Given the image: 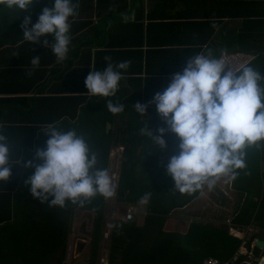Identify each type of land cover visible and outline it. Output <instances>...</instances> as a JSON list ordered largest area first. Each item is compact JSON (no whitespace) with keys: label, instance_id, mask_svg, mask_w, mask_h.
<instances>
[{"label":"trees","instance_id":"1","mask_svg":"<svg viewBox=\"0 0 264 264\" xmlns=\"http://www.w3.org/2000/svg\"><path fill=\"white\" fill-rule=\"evenodd\" d=\"M74 3H77V0H74ZM36 7L37 2L28 12H21L16 17L12 14L11 22H23L19 19L22 13L26 16L30 15L32 22H37ZM4 14L0 12V22H10L5 20ZM13 25L15 27V24ZM261 25L262 23L254 21L242 23L237 38L235 28L228 34L227 30L223 31L225 34L220 37L221 41L217 46L196 43L191 47H184L188 49L182 50L181 53L156 52V56L162 61L173 57H182L183 61L177 66L174 62H166L163 65L159 63L154 65V71L147 70V75L144 77L122 80L117 96L109 98L114 103L120 102L125 105V110L121 114L110 113L104 98H86L78 92L68 97L67 100L73 103V113H78V120L70 123L64 119L61 123L54 125L63 131L75 129L78 134L84 135L91 150L96 153L98 167L101 168L108 169L111 146L120 145L122 155L117 180V200L123 204V208L133 205L138 208L144 207L146 211L140 224L137 222L138 218L133 221H124L121 216L112 222V224L120 225V228L110 229L107 264H203V261L209 257L217 259L220 264L225 262L240 264L246 260V255H242L232 261L233 254L242 242L229 234L228 225H213L212 222L198 218L197 213L188 223V229L184 234L164 229L171 214L184 215L185 213L187 215L185 209L194 204L200 193L187 195L174 191L175 185L171 177L167 175L166 166L170 158L178 154L179 141L174 134L166 133L163 137L167 144L166 150L155 152L156 149L149 138L136 134L144 125L143 118L135 112V104L139 102L148 105L144 123L150 131L158 135V129L166 125L163 124L155 105L150 104V101L156 93L163 92L167 88L175 73L182 72L191 55L201 51L211 50L217 57L221 56L222 52L251 55L254 59L249 65L261 69L264 73V45L259 44V39L263 36ZM149 67L147 66L148 69ZM10 70L14 75L15 69ZM4 78L5 76L0 73V91L1 86L4 90L13 88L10 82L4 83ZM127 85H129L128 90ZM63 98L65 97L59 100ZM22 106L24 101L0 99V131L11 138L13 134L28 132L27 140L31 145L37 134L36 130L26 128L28 127L26 123L31 121L32 114L29 117H20L31 110H24ZM49 109L47 112L50 118L45 117V119L52 123L54 111H57V108ZM71 118L74 119V117ZM114 119L117 120V124ZM18 120L21 123H17ZM106 123H110L112 127L116 126L115 135L112 128L108 132L105 131ZM17 124L24 128H15ZM21 157H23L24 168L21 165L14 166L8 182H0L2 194L0 264H63L68 236L77 210L94 216L92 244L90 243L87 253V264H97L105 199L98 196L90 205L83 208L71 204L65 209L50 207L48 203L42 205L39 200L31 196L30 185L23 184L34 174V168L25 167V164L29 161L33 164L41 162L35 160V156L21 155V150L14 154L15 159L21 160ZM246 165V169L240 171L237 178L233 180V184L238 188L235 190L236 197L240 198L237 204L241 205L237 206V214L229 221L232 228L241 232L247 226L260 227L264 230V148L248 150ZM15 181H21L22 185L14 183ZM146 192L152 193L151 200L147 205H142L139 201ZM12 194L15 196L12 197ZM189 209L192 210V208ZM251 240L246 242V248H249ZM254 249L258 250L257 247Z\"/></svg>","mask_w":264,"mask_h":264},{"label":"clouds","instance_id":"2","mask_svg":"<svg viewBox=\"0 0 264 264\" xmlns=\"http://www.w3.org/2000/svg\"><path fill=\"white\" fill-rule=\"evenodd\" d=\"M51 2L53 6L45 7L35 24L30 15L25 16L21 24L23 36L17 43L37 44L42 37H51V43L44 40V47H50L57 63H62L70 51L78 3ZM35 3L36 0H0V12L16 17ZM18 55L13 53L14 57ZM104 60L107 67L92 70L85 86L88 95L106 99L108 111L118 115L124 112L125 105L109 98L117 96L131 61L114 65L110 57ZM40 63L39 57H32L33 69ZM150 104L155 105L166 127L159 128L158 135L150 131L144 123L148 105L138 102L135 112L143 118L144 126L136 134L149 138L155 152L166 150V133L178 139L179 152L170 158L166 172L174 182V191L180 194L203 195L205 189L210 192L221 181L235 180L246 169L248 150L264 148V73L249 64L233 69L223 55L217 57L211 50L191 55L182 72L175 73L167 88L156 93ZM42 132L49 138L46 148L35 154L34 159L41 163L25 164L34 168V174L25 182L33 198L42 205L65 209L69 204L83 208L98 196L105 200L116 197L113 177L108 169L98 167V157L84 135L55 125H48ZM15 150L0 131V182L7 183L13 167L21 163L14 158ZM151 196V192L144 193L139 203L147 205ZM109 228L119 229L120 225L110 224Z\"/></svg>","mask_w":264,"mask_h":264},{"label":"crops","instance_id":"3","mask_svg":"<svg viewBox=\"0 0 264 264\" xmlns=\"http://www.w3.org/2000/svg\"><path fill=\"white\" fill-rule=\"evenodd\" d=\"M36 2L37 18L45 7L53 6L51 0H36ZM77 3L78 15L72 22L70 51L68 58L62 63H57L50 47L48 49L44 47V40L51 43V37H42L37 44L27 42L18 44L17 42L23 36L21 29L23 22H11V13L4 14L5 20L10 22H0V73L5 76L4 83L10 82L14 88L4 90L1 86L0 99L24 101L23 109L31 110L20 117H29L32 114L31 121L26 123L28 124L26 128L36 130L37 134L31 145L27 140L28 132L13 134L12 138L7 136L10 145L16 149L14 154L21 150V155L35 156L38 149L46 148L48 138L42 131L48 125L61 123L64 119L70 123L78 120V113H73V103L67 99L76 92L86 98L93 97L88 95L85 79L92 70H103L107 67L105 57H110L114 65L121 61H131V66L123 73L122 79L131 80L140 76L144 77L147 75V70L154 71V65L159 63L163 65L166 62H174L177 66L183 61L182 57L162 61L158 59L156 52L181 53L182 50L188 49L184 47H191L196 43L217 46L221 41L220 37L225 34L223 31L227 30L228 34L235 28L236 38L239 37L242 23L253 21L262 23L260 28L264 36V0H77ZM25 16L22 13L19 19L23 21ZM263 36L259 39V44L264 45ZM16 52L19 55L14 57L13 53ZM221 55L226 64L233 69H239L254 59L253 56L244 53L222 52ZM33 56L39 57L41 62L35 69L31 65ZM12 68L16 71L14 75L10 70ZM29 71L32 72L31 75H28ZM128 89L129 85H127ZM61 97L65 98L59 100ZM52 107H56L57 111H54L53 122L49 123L45 117L50 118L47 111ZM114 121L117 124V120L114 119ZM17 123L21 121L18 120ZM14 127L24 128L19 124ZM115 127L110 124L113 135L117 133ZM111 147L112 152L117 148L120 149L121 146L112 145ZM22 158L19 165L24 168ZM220 183H229L232 186L233 180ZM1 196L0 193V199ZM14 196L15 194H12V197ZM200 197L198 196L194 204L185 209L187 215L185 213L184 215L171 214L164 229L181 234L186 233L188 223L195 218L198 201L203 200V197L202 199ZM240 205L237 201L233 203L230 218L237 214V206L240 207ZM130 206L137 211V222L140 224L146 214L145 208ZM189 208L192 210L190 211ZM75 216L76 214L74 218ZM220 221V219L216 220L217 223ZM182 226L185 228L183 229ZM73 227L74 225L71 226L68 236V245ZM230 229H233L231 223H229V234L240 239L242 243L243 241L248 243L246 241L248 239L243 240L239 234H233ZM258 229L260 230L258 235L252 236L251 233L246 236L251 235L252 241L257 239L264 243V232L261 233L264 230L260 227ZM242 243L236 252H243ZM254 248H246V252L254 259L264 258V249L257 247L258 250H255Z\"/></svg>","mask_w":264,"mask_h":264},{"label":"rangeland","instance_id":"4","mask_svg":"<svg viewBox=\"0 0 264 264\" xmlns=\"http://www.w3.org/2000/svg\"><path fill=\"white\" fill-rule=\"evenodd\" d=\"M112 148V147H111ZM118 150V151H117ZM122 148H117L114 151H110L109 158H108V170L112 176V174H115L116 178L113 177V182L116 185L117 190V180L120 173V167H121V155H122ZM235 190H238V188L233 184L232 186L229 185V183L222 184L218 183V185L214 188L212 191H204L203 195H199L203 197V200H199L198 205L196 207V213L198 218L204 219L208 221L209 223H214L213 225L220 226L221 224H225L229 226V219H230V213L233 211V203L235 201L239 202L238 200L240 198L236 197L237 192ZM200 197V198H201ZM202 199V198H201ZM123 204L118 202L117 197H114L109 200H105L104 205V212H103V220L101 225V239L99 244V250H98V263L97 264H107L108 263V251H107V245L109 241L110 236V229L109 225L112 224L114 220H117L121 213V206ZM136 210V209H135ZM136 214L134 215V219L136 220L137 211H134ZM76 216L73 218V233L72 237L70 239V245L72 244L73 238L76 236L79 238L76 240L77 246V259H75V264H87L88 259V250L90 249V243L92 239V233H93V227H94V216L91 213H86L77 210L75 212ZM122 215V213H121ZM203 217V218H202ZM213 217H216L218 219H213ZM221 220L219 223L216 222V220ZM132 220V221H133ZM183 229L185 226H182ZM248 228L251 229L252 236L253 234L258 235V232L260 230L258 227L253 226H247L243 229L242 233H248ZM256 231V232H255ZM262 231V230H261ZM262 231L261 233H263ZM249 233V234H251ZM86 238V239H85ZM246 239H250L251 235L245 236ZM245 240V239H244ZM246 240V241H248ZM81 247V248H80ZM81 251V252H80ZM245 252V247L242 250ZM235 255H239L237 252ZM249 260H251L249 258ZM254 260L252 259L250 261V264H253Z\"/></svg>","mask_w":264,"mask_h":264},{"label":"built area","instance_id":"5","mask_svg":"<svg viewBox=\"0 0 264 264\" xmlns=\"http://www.w3.org/2000/svg\"><path fill=\"white\" fill-rule=\"evenodd\" d=\"M112 177L116 178L115 174H112ZM121 210H122L121 212H122V217L124 218V221H132L134 219L135 212H134V209L131 206L124 207ZM230 230H231V232H233V234H235V233L239 234L242 237L243 240H244V238H245V236L247 234L251 233V229L250 228L247 229L248 230V233L247 232L246 233H242L241 231H238L235 228L230 229ZM77 238L78 239H76V236H75L73 238V241L74 242H72L71 245L70 244L68 245V248H67V256H66L65 264H75V259H77V257H78L76 250H77V246H78L79 238L80 237L77 236ZM76 240H78V243L77 244H76ZM255 241H256V239H254L251 242V244H250V247L251 248L255 246ZM245 244H246V242L243 241V243H242L243 248L245 247ZM237 253L240 254V256L241 255H246V260L242 261L240 264H250V261L252 259L254 261H256V259H254L251 255H249L246 252V250H245V252L238 251ZM237 257H239V255H235L234 254V256L232 257V261L237 260ZM249 258L251 260H249ZM203 264H220V262H218V260L215 259V258H213V257H209V258H207V259H205L203 261ZM221 264H228V263L225 262V263H221ZM256 264H264V259L261 258L260 260H257V263Z\"/></svg>","mask_w":264,"mask_h":264},{"label":"water","instance_id":"6","mask_svg":"<svg viewBox=\"0 0 264 264\" xmlns=\"http://www.w3.org/2000/svg\"><path fill=\"white\" fill-rule=\"evenodd\" d=\"M109 129H110V124L106 123V125H105L106 132H108ZM255 245H256V247H258L260 249H264V243L262 241H260V240H256L255 241Z\"/></svg>","mask_w":264,"mask_h":264},{"label":"bare ground","instance_id":"7","mask_svg":"<svg viewBox=\"0 0 264 264\" xmlns=\"http://www.w3.org/2000/svg\"><path fill=\"white\" fill-rule=\"evenodd\" d=\"M92 244V243H91ZM81 248V247H80ZM81 252V251H80ZM241 257H242V255H241Z\"/></svg>","mask_w":264,"mask_h":264}]
</instances>
